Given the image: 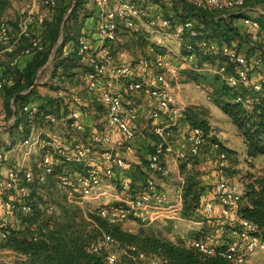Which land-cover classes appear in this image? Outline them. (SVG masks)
<instances>
[{
    "label": "built area",
    "instance_id": "obj_1",
    "mask_svg": "<svg viewBox=\"0 0 264 264\" xmlns=\"http://www.w3.org/2000/svg\"><path fill=\"white\" fill-rule=\"evenodd\" d=\"M33 1L34 4L57 6L61 0ZM93 1L99 13L96 32L99 45L92 56L90 41L85 35L80 34L76 38V55L82 63H86L80 76L85 82L90 101L104 109L106 121L102 128L88 133L83 123V115L88 114L85 108L89 104L85 98L74 92L75 95L68 104L69 113L64 111L58 115L47 114L41 117L48 125L58 127L63 141L59 140L61 139L59 134L52 133L40 124L32 126L28 135L21 137L16 143L22 153L21 159L8 166L6 171H3V163L10 160L9 153L0 151V254L13 255L7 264H14L18 259L15 255H19L20 259H27L25 254L18 253L5 244L9 240L11 228L22 229L24 217L33 212L30 187L45 185L49 177L55 179L59 191L69 205L89 211L98 205L97 215L111 225H119L129 219L146 220L148 223L180 219L183 209L182 196L172 200L168 193L158 190L161 184L159 176L171 177L173 162L191 167L193 158L200 156L208 138L202 127L192 125L185 137L186 148L177 149L172 142L171 127L176 126L183 107L175 103V93L168 80L176 79L181 70H193L198 65L201 69L219 75L228 87L236 91L235 101H241L247 107L264 97V52L259 50L258 53L248 55L245 49L241 50L235 44L229 45L207 39L192 19L174 24L168 18L148 17L146 12L129 0ZM189 1L198 8L209 7L221 11L242 9L245 5V0ZM260 12L264 14V10ZM33 20L37 22L44 20L38 7L26 8L20 12L17 23L18 37L15 40H11L9 23L1 21L0 43L3 44V52L9 56L10 66L15 67L23 56L44 50L42 43L32 38ZM241 22L246 28V34L254 33L250 34L251 38L264 44V31L259 18L245 16ZM122 27L133 34L144 29L168 31L173 39L182 43V51L180 50L177 55L171 53L173 57L166 52H159L153 60L144 58L137 64L118 62L115 53ZM257 32L262 34L260 39L255 38ZM23 39H28L29 45L17 51V44ZM61 41L60 38L58 43ZM163 42L161 36L156 38V43L165 48ZM149 68H155L156 71L149 72ZM6 82L7 78L0 70V91ZM121 84L128 93L143 92L155 103L149 115L153 140L152 150L147 158L146 181L134 194H131L132 185L129 179L122 178L116 184L111 182L116 173L125 167L127 158L134 154V141L137 138L134 124L139 114L135 109L125 105L119 87ZM197 88L201 86L198 85ZM243 89L252 94H242ZM12 108L14 109L13 105ZM22 110L33 119L39 114L40 107L38 103L31 101L25 103ZM161 118L167 121L160 122ZM14 124L13 114L5 124L0 125V130H9ZM67 127H71L74 132L69 133ZM210 135L212 136V132ZM66 136H69V141ZM219 147V142L212 144V149L218 152L214 161L217 179L213 190L214 199L205 201L203 214L204 218L211 220L214 212L213 200L218 201L221 216L231 224V234L238 238L239 242L225 244L218 250L204 238H200L192 240L190 246L203 256L217 254L235 264H247V259L253 255L264 253V240L259 236V230L254 223L240 217L244 184L233 185L224 173L222 169L226 153ZM36 153L42 154L38 170L27 164L30 156ZM112 189L114 191L120 189L125 193V196L118 200L117 204L120 206L109 207L105 203L101 204L103 198L113 193ZM53 211L54 208L50 205L46 208L49 214ZM100 232L101 241L92 245V251L106 253L107 264L116 263L119 251L130 256L134 254L137 259L147 264H162L156 255L147 256L135 246L127 249L105 231Z\"/></svg>",
    "mask_w": 264,
    "mask_h": 264
},
{
    "label": "trees",
    "instance_id": "obj_2",
    "mask_svg": "<svg viewBox=\"0 0 264 264\" xmlns=\"http://www.w3.org/2000/svg\"><path fill=\"white\" fill-rule=\"evenodd\" d=\"M181 1L184 2L183 8L193 18L202 23V27L199 28L197 25V28L207 39L229 45L235 44L239 49H245L248 55L253 54L257 50L264 51V44L254 41L249 37L250 34L253 35L254 33L247 35L234 22V18L241 17L240 14L226 15L228 14V10L221 11L209 7L198 8L189 0ZM69 3L70 1L68 0H61L58 3L56 16L48 26L49 39L52 44L56 41L59 26ZM80 3L81 0H76V10ZM8 5L9 0H0V23ZM259 21L261 27H264L262 26L261 20ZM262 31H264V28H262ZM261 35L258 33L257 37L260 39ZM24 40L27 43L20 49L17 46V51L29 45V40L23 39L22 41ZM62 41V44L58 47L60 49L59 53L51 61L54 67L52 77H65V73L71 70V68L80 67L79 57L76 53V57L74 54L62 57V48L66 38L64 37ZM46 52V50L34 52L29 56L30 59L23 68H20L18 63L14 67L15 71L9 74V76L3 73L7 78V82L0 93L5 91L4 103L8 111L5 120L14 114V127L17 129L16 133L20 137L27 136L32 126L42 125L43 121L41 117H44V115L59 114L58 105L60 104V100L53 101L50 97H44V101L38 103L40 112L33 119H30L22 110L25 103L34 102L31 98L38 99L40 97L36 91L34 78L39 69L48 60V53ZM67 75V78L71 76L70 74ZM57 89L59 88H54L53 90ZM230 90L222 87V92L227 98V101L221 105V109L229 116L242 136L246 148V159L252 162L259 157L264 158V97L247 107L243 102L235 101L237 93L233 90H231V93ZM191 125L199 126L207 130V127L201 121L196 120ZM219 148L227 155V149L221 145ZM197 158H193V165L189 168L182 164V169H192L198 162ZM198 183L199 181H196L192 177L186 178L182 194V215L189 219L209 221V219L204 218L202 211L204 202L201 200V192L203 189L199 192L200 190L197 188ZM115 206H120V204H115ZM90 216L93 219L92 222L96 230V235H99L94 242H91V240L95 239V236L93 235V237L87 231V223L85 221H79L75 212L70 213L69 211H65L60 220H56L52 225H49L50 222H39L41 211L33 205L32 214L24 217L22 221V224H24L22 229L16 230L11 228L9 240L5 245L8 248L25 254L27 256L25 264H107L105 260L106 253H95L92 251V245L95 242L98 243L101 241L100 230H103L123 247L128 249L130 246H135L147 256L156 255L165 264H235L217 254L214 256H203L193 246L188 247L181 242L173 243L161 235L147 234L144 232L136 234L127 232L120 225L109 224L106 219L100 217L97 213L90 214ZM240 217L254 223L259 230V236L264 240V168H262L260 174L251 175L244 183ZM224 220L226 219L224 218ZM229 227L232 229L231 224H229ZM23 231L29 233V238L24 237L18 239L17 235ZM215 248L219 250L221 246H215ZM133 256L135 257L134 254ZM118 262L119 257L115 264H118Z\"/></svg>",
    "mask_w": 264,
    "mask_h": 264
},
{
    "label": "rangeland",
    "instance_id": "obj_3",
    "mask_svg": "<svg viewBox=\"0 0 264 264\" xmlns=\"http://www.w3.org/2000/svg\"><path fill=\"white\" fill-rule=\"evenodd\" d=\"M68 1H70V3L68 5L66 13L63 16V20L59 26V31L56 37V41L52 44V42L49 39L48 26L50 25V23L54 20L56 16L57 6H44V5H41L40 3L34 4L33 0H9L8 8L5 11L2 20L7 21L9 23L11 40H15V38L18 37L17 23L20 18V12L26 8L31 9L32 7H38L39 10L43 14L44 20L42 22H37L33 20V23L31 26L32 27V38H36L42 43L44 50H46L47 51L46 53H48L47 54L48 60H50L51 57L56 56V54H58L60 50L58 47L63 42L61 41L60 43H58V41L60 40V38L61 40H63L64 37L66 38L65 32L68 31V29L72 26L71 25L72 23L74 24L76 22L75 21V18L77 16L76 0H68ZM81 4H82V1H81ZM79 22L80 20L78 19L76 24ZM127 40H129L127 42V45L130 46L128 48L130 50L135 49L139 53H142L143 48H147L146 46L147 44L146 45H143L142 43L140 44V41L135 40L137 41L135 42V41H132L130 38H127ZM26 43H27L26 40L24 41L21 40L18 42L17 45L20 49L21 47H24V44ZM3 48H4L3 44L0 43V70L5 75L9 76V74L15 71V68L9 65V56L3 52ZM51 61L52 60H50L49 63L46 62V64L42 66L39 69V71L36 73V76L34 79H35L37 90L39 93L41 92L46 95L47 94L51 95L50 98L53 101H58L59 99L60 104L66 103L67 105L66 113H69L70 109H69L68 104L71 101L72 96L75 95L74 92H77L78 94H80L82 98L88 97L87 91L85 89V85H83V83L85 82L81 76L80 77L78 76L79 78H76V79L66 78V76L65 77L55 76L52 78L49 77L47 74V71H48L47 68H49L48 64H51ZM51 79H53V81ZM168 81L171 87H173L175 91H178L179 93L178 98H176V93L174 94L175 103L183 107V111L181 113L179 120L177 121L176 126L171 127L173 135L180 136L181 139L185 141V137L190 127L192 126L191 125L192 122L196 120L201 121L202 123H204V126L207 127V130L205 131L208 134L207 143L205 144L202 152L209 151V149H211L212 144L215 141L219 142L223 148L227 149L226 150L227 155H226V159L224 160V167L222 170L229 177L233 185L236 183L244 184L245 181L248 180V178L251 175H254V173L256 174L259 167L262 165V157H259L256 160L249 162L246 159V156H244V154H246V148L243 146V143H244L243 138L238 132L237 127L232 123L229 116L225 114L223 110L221 109V105L225 101H227V98L224 96L222 92V87H226L228 90L231 88L228 87L224 83L223 80H221L220 76L217 74H213L206 69H201V66L196 65V68H194L193 70H190V69L181 70L179 76L176 79L170 78ZM73 83L74 85L76 84L77 86L82 84L83 90L81 91L76 88L74 91H70L72 87H75L73 86ZM198 85H200L201 88H197ZM54 88H59V89L61 88L62 91L65 92L63 94L62 100L60 98H55L58 96L53 94ZM231 90L230 92L232 93ZM4 94H5V91L0 93V125L6 123L7 120H3V119L6 118L8 114L7 108L5 107V103H4L5 102ZM242 94L251 95L252 93H250L246 89L245 90L243 89ZM131 97L132 96H130V99ZM142 98L144 100L143 105L146 103H149V104L152 103L149 97H146V99L144 97ZM126 99H129V98H126ZM86 101L88 102L87 104H89V106H87L85 109L87 110L89 108L95 109L93 110L94 115L92 117L94 118V121H95V124H93V128L98 130L99 128H102L104 126V122L106 121V113L101 106L96 105V103H93L90 100H86ZM149 115L150 113L148 114V121H150ZM10 117H12V115ZM10 117H8V119ZM140 124H143V123L139 122L138 124L137 139L135 140L138 146L141 147L140 151L142 154H137L138 155L137 157L139 158V161H141V166L144 167L143 169H145L146 171L147 153L149 155V153L151 152V148H152L151 143L153 140V136L151 134L150 123L145 128L146 130L142 128V125L140 126ZM41 126L43 128H46L52 131V133L54 134H59L61 132L58 129V127L55 128L53 126H50L46 122H43ZM67 128H69L68 129L69 133L74 132L71 127H67ZM176 131H180V133ZM16 132H17V129L15 127H11L9 129L10 136H12V134L20 136ZM211 132H212V136L210 135ZM3 136L4 135L2 136L0 135V143L3 141V138H5ZM44 138H48V137L44 136ZM171 138L175 140L177 137L172 136ZM66 139L67 141H69L70 140L69 136H66ZM45 140L47 141V139ZM59 140L63 141L62 137ZM48 141L52 142V140L49 138H48ZM75 143H78V142H75ZM5 149H6V146L3 142L0 144V151H4ZM143 154H145L146 156H144ZM41 155L42 154L37 155V153L31 155L30 158L27 160V164L32 166L34 170H38L37 166H38V162L40 161ZM216 157L214 158L217 159ZM214 158H212V160H215ZM128 162L130 163V160H127L126 164ZM196 165H194L192 169L188 171L187 175L189 174L188 177H192L196 181H198L199 179L196 177L199 176V174L201 173V170H200L199 164L197 163ZM70 168H73V167H70ZM139 177H140V180L143 182V178L141 177V175H139ZM111 182H114V180L112 179ZM136 187L137 186H134V188L133 187L132 188L134 190L135 189L137 190L138 187L137 188ZM115 191H116V194L122 193L120 189H116ZM135 191L132 190L131 194H134ZM122 195L125 196V193H122ZM109 197L110 196L103 198L101 201V204L105 203L109 207H112V206H115V204L119 202L118 200H112V198L110 199ZM30 199L33 205H35V207L37 209H40L41 211V218L39 221L40 223L50 222L49 225H52L54 221L61 219V216L63 215L65 211H69L70 213L75 212L77 214L79 221H85L87 223L86 227L90 235L95 236V239L91 240V242H94V240H96L97 237L99 236V235L98 236L96 235V230L92 222L93 219L90 216V214L97 213L96 207H98V205H95L94 208L91 209V211H89V209H80L76 206L69 205L64 200L61 192L59 191L57 187V183L53 177H51L45 185L31 186L30 187ZM108 199H109V202H108ZM49 205L54 208V211L51 214L46 212V208ZM187 219L188 218L182 215V212H181L180 219L178 220L177 219L176 220L166 219L167 221L163 223L156 222L153 224V223H148L146 220L129 219L126 226L123 227V223L119 225L122 227L123 230L130 232V233L136 234V233L144 232L147 234L161 235L162 237L166 238L167 240L173 243L181 242L185 244L184 241L188 240L189 236H195V234L197 233V232H194L192 234L189 233L191 231H196L197 226L196 224L186 222ZM177 221H180V222L178 223ZM17 237L18 239H22L24 237L29 238V233L26 231H23V232H20V234H18ZM17 252L21 253L19 251ZM117 254L119 257L118 264H147L145 262L140 261L134 256H130L128 253L125 254L119 251L117 252ZM261 254L262 256H264V253H261ZM11 256L13 255L9 253L0 254V264H7ZM15 256L18 259L17 260L15 259L16 261L14 262V264H25L24 259H20L21 257H19V255H15ZM162 264H165V263L162 261Z\"/></svg>",
    "mask_w": 264,
    "mask_h": 264
},
{
    "label": "crops",
    "instance_id": "obj_4",
    "mask_svg": "<svg viewBox=\"0 0 264 264\" xmlns=\"http://www.w3.org/2000/svg\"><path fill=\"white\" fill-rule=\"evenodd\" d=\"M81 1H82V4L80 3L77 6V10H76L77 16L75 18L76 22L78 19L80 20V22L77 24L76 22L74 24L72 23L71 24L72 26L68 29L66 33L67 34L66 41L64 42V46L62 48V57L69 56L70 54L75 55L76 48H77L76 38L80 34L85 35L90 41L91 46H92L91 48L92 56H93L94 50H96V47L99 45L98 38L96 35L97 23L99 20L98 8L93 0H81ZM129 1L136 4L141 10L146 12L148 17H155L157 19L168 18L174 24L183 22L186 19H192L196 22L199 28L202 27V23L199 22L197 19L193 18V16H191L188 13V11L183 8L184 2L181 0H129ZM262 10H264V0H245L244 8L237 9V10L230 9L228 10V14L226 15L240 14L241 17L234 18V22L241 28L243 32L246 33V28L242 25V22H241L242 17L246 16L250 18H259V20H261L262 22V26H264V14H261L260 12ZM158 36H161L163 38V41H164L163 44L165 48L160 47L156 43V38ZM249 37L251 38V35H249ZM127 38H130L132 41H135V40L140 41V44L142 43L143 45L147 44L146 45L147 48H143L142 53H139L135 49L130 50L128 49L130 46L127 45V42L129 41L127 40ZM255 38H257V36ZM252 40L259 42L258 40H255V39H252ZM181 44L175 39H173L168 31L158 32L154 30L149 31L148 29H144L140 33L133 34L130 31L124 30L122 27L120 42L117 45L115 58L118 62H131V63L137 64V63H140V61L144 58L153 60L154 56L159 52L162 53V51L164 53L166 52L170 56L172 55L171 53L177 55L180 52V50L182 51L183 45ZM258 51L259 50L255 51L253 54L258 53ZM261 52H264V51H261ZM29 59H30L29 56H23L19 61L20 68H23ZM78 61L80 64L79 68L73 67L71 68V70L65 73L66 76H68L67 74L71 75L68 78L76 79L80 77L79 74L85 68L86 63H82L80 60ZM214 62L215 61H213V63ZM48 67L49 68H47L48 69L47 74L49 77L52 78V72H53L54 67L52 64H48ZM153 71H156V69L149 68V72H153ZM51 80L53 81V79ZM74 83H73V86L75 87H72L71 90H75L76 88L81 91L83 90L82 84L77 86L76 84L74 85ZM83 85H85V83H83ZM119 87H120L121 94L124 96L123 101L125 105L129 108L135 109L139 114L138 120L134 124L136 126V129L138 128L139 122L143 123V124H140V126L142 125V128L145 129L149 123L151 124V122L148 121V114L154 108V105H155L154 101L150 100L152 103L150 104L146 103L143 105L144 100L142 97H144L145 99L146 97H148L145 93L134 92L130 94L126 91L123 84L119 85ZM172 90L174 93H176V98H178V95H179L178 91H175L173 87H172ZM36 91L38 92L37 87H36ZM64 93L65 92L62 91L61 88L57 90H53V94L58 96L55 98H60L61 100L63 98ZM38 94L40 95L38 99L31 98V100H34V102L36 103H41L42 101H44V97L45 98L51 97V95H48V94L46 95L41 92L40 93L38 92ZM87 96L88 97L85 96L86 97L85 99L91 100L90 95L88 93H87ZM130 96H132L131 99H130ZM126 98H129V99H126ZM58 106H59V114L64 111L65 112L67 111L66 103H61ZM93 110L95 109L89 108L87 110L88 114L83 115V120H84L83 123L88 133L92 131L95 132L96 130L95 128H93V124H95L94 118H92L94 115ZM3 120H5V118ZM163 121L165 122L167 120H165L164 118H161L160 122H163ZM176 132L180 133V131H176ZM0 135L1 136L4 135L3 137L5 138H3V141L1 143L4 142L6 146V149L4 151L9 153L10 160L6 163H3V166H4L3 171H6L8 166L12 165L17 160H20L22 157L20 156L22 154L19 151L20 149L18 150V147L16 146V143L21 140V137L17 135H13V134L12 136H10L8 129H1ZM172 136L177 137L175 140H173L172 138V142L177 149H183L187 147V145L185 144V141H183L180 136L173 135V133H172ZM243 146L245 147L244 143H243ZM134 148H135V153L132 156L128 157V160H130V163L128 162L129 164L127 163L123 169L119 170L116 173L113 180L116 184L122 178H127L131 181V185L133 188L134 186L138 187V188L136 187L137 190L135 189L136 191H138L145 184L146 176L144 174L146 171L145 169H143L144 167L141 166V161H139V158L137 157L138 156L137 154H142V153L140 151L141 147L138 146V144L136 143V140L134 141ZM217 154L218 152L212 149L211 147L209 151L201 152L200 156L197 158V161H198L197 163L199 164L200 170H201V173L199 174V176L196 177L199 179L197 188L198 190H200L199 192H201V190L203 189V191L201 192V200L204 203L205 201L214 199L213 190H214V185L217 179V169L214 164L215 160H212V158L216 157ZM143 155L146 156L145 154ZM244 156H246V154H244ZM147 158H148V153H147ZM262 168H264V158H262V165L259 167L257 173L256 174L254 173V175L260 174ZM189 170L182 169L181 163L173 162L171 177L164 178V177L159 176V179L161 180V184L158 190H160L161 192L164 191L168 193L169 197L172 200H175L179 196H182L183 188L186 183V178L189 175V174L187 175ZM139 175H141V177L143 178V182L140 180ZM50 178L51 177H49V179ZM114 182L112 184H114ZM240 184H243V183H239L237 185H240ZM133 188L132 190L135 191ZM122 197H124L122 193L116 194V191H114V193H112L109 198L110 199L112 198V200H119ZM108 202H109V199H108ZM213 203H214V212H213V217L211 220L201 221V220H194V219H189V218L186 220V222L196 224L197 226L196 231L189 232L191 234L194 232H197L195 236H189L188 240L184 241L186 246L190 247L191 241L197 238H204L208 244H211L217 247H220L222 245L232 243V242H239L238 238L232 236L231 229L229 227L228 222L224 220V218H222L220 214L219 202L216 200L215 201L213 200ZM165 221L167 220L158 221V222L163 223ZM177 222L179 223L180 221H177ZM127 223L128 221L126 223H123V227L126 226ZM247 264H264V256H262L261 253H257L253 255L252 257H250L249 259H247Z\"/></svg>",
    "mask_w": 264,
    "mask_h": 264
}]
</instances>
